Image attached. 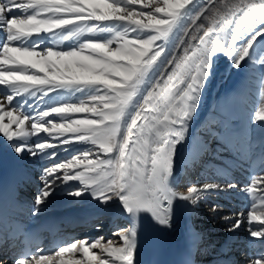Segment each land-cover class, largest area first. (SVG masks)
Here are the masks:
<instances>
[{
    "label": "snow or ice",
    "instance_id": "6c2138e0",
    "mask_svg": "<svg viewBox=\"0 0 264 264\" xmlns=\"http://www.w3.org/2000/svg\"><path fill=\"white\" fill-rule=\"evenodd\" d=\"M261 40L264 0H0V139L18 158L51 161L31 214L64 186L74 197L119 201L129 219L116 229L120 243L103 237L71 242L54 256L22 249L14 264H54V257L59 264H136L142 214L170 226L176 201L196 205L209 192L235 189L229 182L178 191L176 159L214 61L222 55L239 69ZM259 84L264 93V74ZM254 120L264 129V107ZM207 132L218 149L249 157L250 129L238 132L219 120ZM78 144L92 147L61 160L58 150ZM210 151L201 140L193 156ZM249 180L241 189L253 201L248 233L264 240V211H257L264 209V174ZM224 220L234 232L244 213ZM197 238L193 231L191 239ZM77 252L82 259L63 258ZM250 264H264V251Z\"/></svg>",
    "mask_w": 264,
    "mask_h": 264
},
{
    "label": "bare ground",
    "instance_id": "6f19581e",
    "mask_svg": "<svg viewBox=\"0 0 264 264\" xmlns=\"http://www.w3.org/2000/svg\"><path fill=\"white\" fill-rule=\"evenodd\" d=\"M257 50L264 51V40L256 45L252 57L246 59L239 69L233 67L222 55L214 61L212 75L203 89L197 114L191 122L187 143L177 155L173 179L174 187L180 192H183L182 186L185 184L184 179L180 178L184 170L193 173V179L186 187L206 183L226 186L229 182H234L237 187L230 191L209 192L196 205L176 201L170 226H160L150 215L142 214L138 222L136 264H250L264 251V240L250 237L248 233L247 212L251 210L253 201L246 192L241 191L250 183L252 175L249 173V165L253 158L258 157L260 160L256 175L264 174L261 172L264 167V129L261 128V122L254 120L255 111L264 107V93L259 84L264 74V63L257 64ZM2 89L3 86H0ZM85 115L75 114V118H84ZM219 120L238 132L250 129L252 147L248 158L239 157L235 150H221L223 146L218 149L217 142L208 134L207 128ZM201 140L209 143L212 151L194 157L197 143ZM8 143L6 138L0 139V208L9 217L31 225L52 215H77L78 218L71 221V227L61 231L62 235L68 237L76 228L92 224L100 217L106 218L107 224L110 223L108 229L103 231L106 237L110 236V231L128 225L129 219L122 212L119 201L101 204L87 194L81 198L74 197L67 195L64 186H58L39 213L32 215L35 205L27 202L33 189L30 184L34 182L33 178L37 180L38 176L41 177L43 171H38L35 176H32V172L34 169L37 171V166L44 169L43 165L51 161L28 154L18 158L9 149ZM68 147V152L58 150L61 160L73 152L82 155L84 148L92 146L78 144ZM69 184L80 187L76 181ZM213 205L219 206L215 212L212 211ZM192 210L199 212L197 217L192 214ZM257 211L264 209L257 208ZM240 213H244L243 226L229 233L224 217ZM259 226V222L252 223L253 228ZM193 231L198 234L195 242L191 239ZM99 232V229L91 227L78 233H81V237H90ZM115 241L120 243L117 236ZM3 243L0 228V249ZM64 245L68 244L60 247ZM199 245L203 247L199 248ZM40 249L48 254L51 252V244ZM2 260L3 264H14L6 253L2 255ZM59 260H55L54 264H59Z\"/></svg>",
    "mask_w": 264,
    "mask_h": 264
},
{
    "label": "rangeland",
    "instance_id": "374dc122",
    "mask_svg": "<svg viewBox=\"0 0 264 264\" xmlns=\"http://www.w3.org/2000/svg\"><path fill=\"white\" fill-rule=\"evenodd\" d=\"M256 54L259 57V58H256L257 59V64H263L264 63V51L257 50ZM87 116H91V114H87ZM68 157L70 158L71 155H68ZM48 164H49V162H48ZM45 165H43L44 168L47 166V165L46 166ZM36 168H37V171H35V169H34L35 172L34 171L32 172V176H33V174L35 176V173H37L38 171H43V168H41L40 166H37ZM192 174H193L192 172H188V171L184 170L182 172V174L180 175V178L184 179V183H185L184 186H182V191L183 192H186V188H187L186 185L188 183H190L191 179H193ZM36 179L37 180H34V178H33L32 181H34V182L32 184H30V188L32 189V186H33V189H32V192H31V194L29 196V199L27 200V202H29V203H34V199H35V196H36L38 190L43 186L42 181H41V177L38 176ZM67 195H69V194H67ZM192 214L197 217L199 212L198 211L194 212V210H192ZM109 225H110V223L109 224L106 223V218H104V217L101 218L100 217L95 222H93L92 224L81 225L80 227L76 228L74 230V232L72 231V234L70 235V239L66 243L69 245L71 242H78V241H83V240H87V239H88L87 240L88 242H93L98 237H103L104 238V240L102 242H107L108 239H111V240L115 241L116 240V236H115L116 230L115 229H114V231L113 230L110 231L112 234L110 233V236H108V237H106L107 235L105 233H103V231H106V229H108ZM97 226H99V228H97ZM91 227H95L96 229H99L100 232L98 234L91 235L90 237L85 236L87 239L85 237H81V233H78L81 230L83 231V230H86V229L91 228ZM102 227H104V228H102ZM123 227H124V225H122V226H120L118 228H123ZM68 245H66V246H68ZM64 247H65V245H64ZM198 247L202 248L203 246L199 245ZM58 250H59V247L56 248L55 250H52L49 254L53 255L54 252L58 251ZM92 251L94 253H96V254H100V250L99 249H92ZM63 258L65 260H67V259H82L83 257H82L80 252H77L74 255L71 254V253H66ZM236 258H237V255H236ZM55 260L58 261L59 257H54V261Z\"/></svg>",
    "mask_w": 264,
    "mask_h": 264
}]
</instances>
